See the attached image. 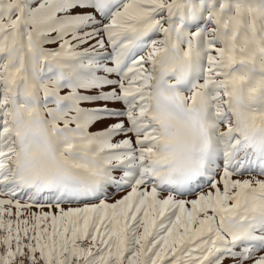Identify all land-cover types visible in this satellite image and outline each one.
I'll use <instances>...</instances> for the list:
<instances>
[{"label": "snow or ice", "instance_id": "1", "mask_svg": "<svg viewBox=\"0 0 264 264\" xmlns=\"http://www.w3.org/2000/svg\"><path fill=\"white\" fill-rule=\"evenodd\" d=\"M0 264H264V0H0Z\"/></svg>", "mask_w": 264, "mask_h": 264}]
</instances>
